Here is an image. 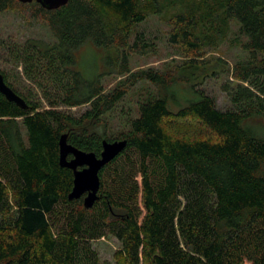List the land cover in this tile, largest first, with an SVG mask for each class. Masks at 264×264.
I'll list each match as a JSON object with an SVG mask.
<instances>
[{
  "label": "trees",
  "instance_id": "16d2710c",
  "mask_svg": "<svg viewBox=\"0 0 264 264\" xmlns=\"http://www.w3.org/2000/svg\"><path fill=\"white\" fill-rule=\"evenodd\" d=\"M169 6L179 9L169 41L184 62L131 71L132 55L154 51L134 28ZM14 10L44 22L54 40L6 46L41 100L0 72L28 104L0 93V264H100L92 243L109 236L129 264H264V0H70L57 10L0 0V15ZM233 21L250 57L227 68L221 89L231 107L223 111L200 86L225 67L205 50L228 37ZM86 44L124 76L113 89H105V73L79 68ZM142 82L157 93L139 103L127 131L108 135L107 117ZM81 106L89 107L80 115L63 110ZM190 119L208 134L167 128ZM62 139L97 156L103 141L127 140L100 171L91 208L85 195L69 199L74 170L61 166Z\"/></svg>",
  "mask_w": 264,
  "mask_h": 264
},
{
  "label": "rangeland",
  "instance_id": "374dc122",
  "mask_svg": "<svg viewBox=\"0 0 264 264\" xmlns=\"http://www.w3.org/2000/svg\"><path fill=\"white\" fill-rule=\"evenodd\" d=\"M171 0H161L162 4L167 5ZM176 7L169 6L163 8L160 14L151 13L150 16L134 28V35L142 34L144 40L152 44L154 51L146 55H132L130 57L131 71L142 69L165 70L173 66L181 65L185 57L181 49L169 41L171 25L169 20L177 12ZM34 39L51 43L54 39L47 25L35 18L26 19L22 12L14 10L7 11L0 15V72H4L9 83L19 91L24 97L28 98L32 94V101L41 100V93L37 86L28 80L21 66H16L12 62L10 55L6 51V46L23 44L27 40ZM247 38L240 33L239 25L232 22L231 31L228 37L220 40L217 45L209 46L205 50V58L208 60L222 59L225 67L213 68L215 73L208 78L200 88L216 99L220 110H228L231 103L226 93L221 89L222 85L230 80L231 73H227V68L231 70L234 66L249 59V53L244 51L242 44ZM79 68L85 74L105 73L103 85L107 91L113 89L124 76L112 73L109 66L105 64L104 53L96 49L91 44H86L78 51ZM212 69V68H211ZM201 74V73H200ZM198 75V74H197ZM199 76V75H198ZM200 78V77H199ZM157 93L156 88L148 82L138 83L131 92L123 98L107 117L108 127L106 133L117 137L121 132L128 130V123L131 118L137 116L138 105L140 102ZM46 105V103H44ZM89 106L74 108H64L74 115H80ZM167 128L175 136H189L191 138L204 137L208 131L196 119L187 121H169ZM94 249L100 257V264H129L124 257L117 252L122 248L120 242L113 236H109L93 243Z\"/></svg>",
  "mask_w": 264,
  "mask_h": 264
},
{
  "label": "water",
  "instance_id": "95a60500",
  "mask_svg": "<svg viewBox=\"0 0 264 264\" xmlns=\"http://www.w3.org/2000/svg\"><path fill=\"white\" fill-rule=\"evenodd\" d=\"M21 3L30 4L36 2L46 10H57L69 3L70 0H19ZM0 93L10 102H14L20 108L28 109L27 102L18 95L5 81L0 73ZM127 146V140L103 141V151L100 156L95 153H88L79 150L61 141L62 167L74 170V187L69 195V199H79L85 195L84 205L91 208L99 199L100 190V171L111 161H113ZM72 159L68 161V156ZM80 168V169H79Z\"/></svg>",
  "mask_w": 264,
  "mask_h": 264
}]
</instances>
